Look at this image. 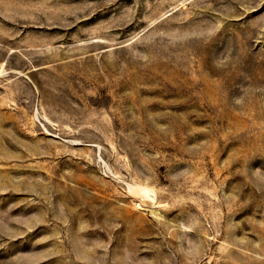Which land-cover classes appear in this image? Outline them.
<instances>
[{"label": "rangeland", "instance_id": "1", "mask_svg": "<svg viewBox=\"0 0 264 264\" xmlns=\"http://www.w3.org/2000/svg\"><path fill=\"white\" fill-rule=\"evenodd\" d=\"M0 264H264V0H0Z\"/></svg>", "mask_w": 264, "mask_h": 264}]
</instances>
